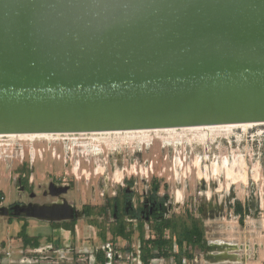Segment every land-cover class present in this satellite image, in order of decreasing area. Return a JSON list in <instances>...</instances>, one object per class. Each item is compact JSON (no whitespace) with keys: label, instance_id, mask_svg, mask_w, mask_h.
Masks as SVG:
<instances>
[{"label":"water","instance_id":"95a60500","mask_svg":"<svg viewBox=\"0 0 264 264\" xmlns=\"http://www.w3.org/2000/svg\"><path fill=\"white\" fill-rule=\"evenodd\" d=\"M264 123V0H0V135Z\"/></svg>","mask_w":264,"mask_h":264},{"label":"rangeland","instance_id":"374dc122","mask_svg":"<svg viewBox=\"0 0 264 264\" xmlns=\"http://www.w3.org/2000/svg\"><path fill=\"white\" fill-rule=\"evenodd\" d=\"M247 131L1 138L0 263L144 264V239L149 264H264V129Z\"/></svg>","mask_w":264,"mask_h":264},{"label":"bare ground","instance_id":"6f19581e","mask_svg":"<svg viewBox=\"0 0 264 264\" xmlns=\"http://www.w3.org/2000/svg\"><path fill=\"white\" fill-rule=\"evenodd\" d=\"M252 127H259L263 131L264 123H243V124H232V125L197 126V127L172 128V129L132 130V131H115V132H102V133L100 132V133H91V134H78L75 136H79V135L92 136V138H94L96 140V142H99V143L104 142L105 139L103 138V136H110V137L112 136V138L114 137L113 142L115 143V141L118 142V140H126L127 138L128 139L130 138L129 136L134 135V136H137L136 138H138V140L143 141V142H145V141L148 142L149 133H151V132H156V133H158V135L160 132H168L170 134H174V136H175V134H178V132H180L178 134L180 136L181 135L184 136V135L189 134V133L190 134H196V135H198V136H196L198 139H200L201 141H204L210 135L217 136L221 132H224V131H227L226 133H228L231 130H233L234 128H236V129L239 128L242 131H247L249 128H252ZM55 136H60V135H7V136L0 135V139L1 138H7L8 140L12 141V140L28 138V139L33 140L34 138H42V137L50 138V137H55ZM62 136H74V135H62ZM119 143H120V141H119ZM113 147H116L115 144ZM98 148H99V146H98ZM93 153L98 155L101 152L96 149ZM31 155L34 159V151L31 152ZM198 161H199V158H198ZM212 167H215L214 171H215V173L218 174L220 166H217V163L215 162L214 166H212ZM223 167H224V169L226 168L227 175H228V177H230V179L232 178L233 182L237 181L238 179H241L244 181V183H247V176H246V170L245 169H244L245 173H242V172L234 173L233 172V166H232V164L231 165L229 164V161L227 159H225L223 161ZM241 167L244 168L243 162L241 164ZM75 169L77 170V168H75ZM119 175L120 174L117 175V178H118V180H121V176H119ZM234 183H237V182H234Z\"/></svg>","mask_w":264,"mask_h":264},{"label":"trees","instance_id":"16d2710c","mask_svg":"<svg viewBox=\"0 0 264 264\" xmlns=\"http://www.w3.org/2000/svg\"><path fill=\"white\" fill-rule=\"evenodd\" d=\"M157 190V189H156ZM166 207H165V202L161 203L160 204V209H156L155 213L156 214H153V220H158V218L160 217H164L165 216V213H166ZM238 211V210H237ZM241 211V210H240ZM154 215H157V216H154ZM135 217H137L135 215ZM167 224H170L169 222H167ZM201 237V236H200ZM152 243H156V240H144L142 239V246H141V249H142V254H141V259H142V262L144 264H149V259L153 256H151L150 254V249H149V245L152 244ZM159 245V244H158Z\"/></svg>","mask_w":264,"mask_h":264},{"label":"flooded vegetation","instance_id":"af4514ba","mask_svg":"<svg viewBox=\"0 0 264 264\" xmlns=\"http://www.w3.org/2000/svg\"><path fill=\"white\" fill-rule=\"evenodd\" d=\"M162 203H163V202H162ZM160 204H161V202H160ZM160 204H159V205H156V206H155V209L153 210V212H151V218H153L152 213H153V214H156V213H155L156 209H160ZM124 215H125V216H129V217H131V218L134 219V220H139V219L141 218L139 212H134V211L126 212ZM135 215H136L137 217H135ZM154 216H157V215H154ZM154 218H155V217H154Z\"/></svg>","mask_w":264,"mask_h":264},{"label":"built area","instance_id":"2783aa9c","mask_svg":"<svg viewBox=\"0 0 264 264\" xmlns=\"http://www.w3.org/2000/svg\"><path fill=\"white\" fill-rule=\"evenodd\" d=\"M10 257V254H7V258ZM0 264H13L11 261H9V259H7L5 262H1Z\"/></svg>","mask_w":264,"mask_h":264},{"label":"crops","instance_id":"0c3cea01","mask_svg":"<svg viewBox=\"0 0 264 264\" xmlns=\"http://www.w3.org/2000/svg\"><path fill=\"white\" fill-rule=\"evenodd\" d=\"M10 257H11V254H10ZM10 257H9V258H10ZM22 260H23V258H22Z\"/></svg>","mask_w":264,"mask_h":264}]
</instances>
